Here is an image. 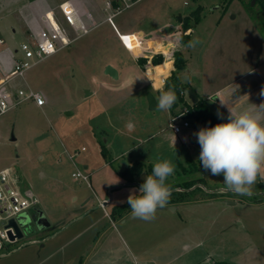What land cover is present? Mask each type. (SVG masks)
Segmentation results:
<instances>
[{"label":"rangeland","instance_id":"1","mask_svg":"<svg viewBox=\"0 0 264 264\" xmlns=\"http://www.w3.org/2000/svg\"><path fill=\"white\" fill-rule=\"evenodd\" d=\"M91 1L77 2L84 17L82 7ZM59 2L63 1L0 0V38L5 41L0 52L6 49L11 54L29 35L44 29L41 12ZM97 2L103 5L105 0ZM198 8L201 18L195 22L192 13ZM30 16L35 18L33 28L23 24ZM106 16V12L93 16L90 33L15 82L17 88L38 90L44 105L27 100L0 115V169L8 168L19 188L37 197V209L49 222L39 229L36 208L28 210L29 221L21 226L23 237L0 245V264H209L212 261L205 260L209 255L221 259L224 249L235 251L231 245L251 239L254 225L259 231L253 233L263 237L264 213L251 209L249 201L264 202V180L258 177L251 195L226 193L223 175L203 169L195 133L213 126L189 116L195 102L187 92L188 87L196 92L217 124L227 122L228 110L219 98L211 101L216 97L237 110L264 103V13L257 0L253 4L252 0H138L113 20L120 32L154 28L141 36L142 51L135 37L126 38L130 51L125 48ZM183 22L189 23V30ZM183 33L190 35L186 42L200 43L187 47ZM175 51L186 61L180 71L183 101L175 92L176 104L170 110H150L147 91L158 101L161 90H173V81L167 83L175 69ZM7 55L1 61L10 69L12 56ZM158 55L163 61L152 69L150 61ZM141 57L147 59L143 64ZM167 60L172 61L170 71ZM109 64L118 70V78L106 74ZM185 120L189 126L175 134L171 123L182 126ZM102 144L112 164L105 159ZM136 160L152 167L171 161L174 173L167 186L185 181L195 189L158 208L151 222L133 219L131 211L113 219L112 207L125 203L133 189L139 195L147 176L143 172L130 183L118 173ZM189 160L195 170L182 171L178 162L189 169ZM77 171L88 175V181L73 177ZM228 196L243 201L235 205L225 200ZM235 219L244 225L236 227Z\"/></svg>","mask_w":264,"mask_h":264},{"label":"clouds","instance_id":"2","mask_svg":"<svg viewBox=\"0 0 264 264\" xmlns=\"http://www.w3.org/2000/svg\"><path fill=\"white\" fill-rule=\"evenodd\" d=\"M200 41H189L187 47L195 48ZM261 95H264L262 90ZM220 105L228 110L227 122L201 128L197 136L201 151L199 161L205 171L213 176L223 175L225 191L251 195L258 177L264 180V103L252 104L237 110L220 97ZM177 100L174 90H161L156 108L168 111ZM238 100V99H237ZM217 115L223 118V114ZM176 137L174 135V145ZM174 173L171 161L156 162L139 188V195L131 190L127 203L133 219L151 222L158 208H164L170 199L171 189L166 181Z\"/></svg>","mask_w":264,"mask_h":264},{"label":"built area","instance_id":"3","mask_svg":"<svg viewBox=\"0 0 264 264\" xmlns=\"http://www.w3.org/2000/svg\"><path fill=\"white\" fill-rule=\"evenodd\" d=\"M116 1V2H115ZM138 0H105L103 11L107 13L105 21H108L118 34V37L125 48L130 51L126 38L135 37L143 50L145 41L134 33H122L114 23V17L134 5ZM61 17H56L52 12L45 13L42 20L46 27L37 34L29 35L20 46L15 49L12 65L7 69L1 61L0 52V115L6 113L19 104L32 100L37 106L45 103L43 95L32 87H15L18 79H23L26 73L36 64L45 58L63 50L71 45L81 36L92 31L95 25H90L92 15L88 13L84 17L80 9L71 0H65L60 5ZM136 35V36H135ZM4 40L0 39V48ZM140 51V52H141ZM162 77L161 84L164 83ZM188 121H183L182 126L178 123H171L173 132L180 133L182 127H188ZM73 177L88 181V175L80 171L74 172ZM16 178L11 177L8 168L0 170V245L12 244L21 238L13 222L17 224L21 214H28V210L38 207V199L33 193H26L19 188ZM21 227V226H20Z\"/></svg>","mask_w":264,"mask_h":264},{"label":"trees","instance_id":"4","mask_svg":"<svg viewBox=\"0 0 264 264\" xmlns=\"http://www.w3.org/2000/svg\"><path fill=\"white\" fill-rule=\"evenodd\" d=\"M241 1H243V0H241ZM247 1L249 3L251 2V0H247ZM257 2H258V5L260 6L261 11L264 13V0H257ZM200 12H201V9L198 8L192 13V17H194L195 22L200 21V18H201ZM183 27L185 30H189L191 26L189 25L188 22H183ZM189 37H190V35L188 33H183L181 35V40L184 41L185 43H188L186 41H187V38H189ZM146 61H147V59H145V58H142V57L139 58V62L142 64L145 63ZM162 61H163V56L158 55V56H155L154 58H152L150 63L155 66V65L162 63ZM167 61H169V60H167ZM185 66H186V61H185L182 53L180 51H175L174 52V67H175V69L172 71L170 79L168 80L167 84L170 85L171 80L173 81L172 89L178 95V98L180 99L179 100L180 103L183 101V98L180 95V92L183 90V86H184V84L182 83V81L180 79V71L183 70L185 68ZM189 116L192 117V119H194L196 122L198 121L199 123H206L209 126H214L217 124L216 117L211 113V111L207 108V106L204 104L203 100H201V99H199L197 102L194 103L193 111L189 114ZM101 146H102V153L105 156V159L107 160V162L112 164L113 158L108 153V150L106 149V147L103 144ZM189 164L191 165V167L189 169H187L185 165L178 162L180 169L184 172H187L188 170H189L188 172L195 170L194 162L189 160ZM143 172H145L147 175L151 174L152 165L149 163H144L141 160H136L133 163L127 165L123 170L118 171V173L129 182H134L138 178V176L141 175ZM192 186H193V184L187 183L185 181L178 183V185L168 186L171 189V196H170L168 204L171 205L175 201H177L178 199L181 200L182 199L181 196H183L187 192L195 189V188L190 189ZM176 187H181V189L183 188L186 190L185 191H182L181 189L176 190L175 189ZM174 196H179V197L174 199ZM130 211H131L130 206L128 205V203L126 201L123 204L114 205L112 207L110 215L112 216L113 219L122 218V216L124 214H126ZM197 264H202V263H197ZM210 264H231V263H229L227 261H212Z\"/></svg>","mask_w":264,"mask_h":264},{"label":"crops","instance_id":"5","mask_svg":"<svg viewBox=\"0 0 264 264\" xmlns=\"http://www.w3.org/2000/svg\"><path fill=\"white\" fill-rule=\"evenodd\" d=\"M62 1H65V0H62ZM71 1L74 2L77 7H79L77 4L78 0H71ZM60 3L61 2H59V4H56L55 6L45 8L44 11L41 12V14H40L41 15L40 19H42L44 17L45 13H47V12H52L56 17L60 18L61 17L60 6H59ZM103 7H104V4L102 5V4H99L97 2V0H92L90 6L89 7L83 6L82 10H85L87 12L86 15L88 13H90L92 15V18H93V16L98 17L100 12H104ZM34 20H35V18L33 17L31 19V16H30V17L24 19L23 24L26 25V27L29 26L30 28H33ZM168 23L169 22H167V24H164V25L167 26V25H169ZM9 26L11 27L12 23H10ZM152 29H154V28H151L148 30L141 29V30H137L135 32H122V33H134L140 37L141 36L145 37L149 34V31H152ZM12 30L15 31V28L12 27ZM118 30H119V28H118ZM0 39H2V38H0ZM4 43H5V41H4ZM15 49L16 48H14L12 51L14 52ZM13 52L10 54L9 52H6V49H2L1 56L3 58L4 54H8L7 56L11 55L12 56L11 58H13ZM169 61L171 62V66H170L168 71H170L172 69V61L171 60H169ZM158 65H160V64H158ZM154 67L155 66L152 65V69ZM158 84H160V83H158ZM201 89H202V87L198 86L197 91H201ZM175 134H178V133H175ZM2 169H4V168H2ZM130 183H132V182H130ZM133 184H136V183H133ZM228 192H232V191H226V193H228ZM226 199H230L231 200L230 203L235 204V205L239 204V202L242 200V198L235 197V196H228L225 198V200ZM260 200H261V198H260ZM249 202H251V205H250L251 209L264 213V202L263 201H259V202L254 203V204L252 203V201H249ZM234 225L236 227H242L244 224L240 219H235ZM263 226H264V223L262 224V233L264 234V227ZM260 230H261V228H260ZM250 231H252L249 234L251 239H246V243L243 242L242 240H239L236 245H231V246L236 247L235 251L232 250V248H230V249L228 248L227 250L224 249L225 254L221 256V259H215L214 256L209 255L207 258H205V260L208 259L211 261H227L231 264H264V236L261 238H257L259 234L256 236L254 233L258 232L259 230H258V227H256L255 225L253 226V228ZM232 252H233V254H232ZM216 257H220V256L216 255Z\"/></svg>","mask_w":264,"mask_h":264},{"label":"water","instance_id":"6","mask_svg":"<svg viewBox=\"0 0 264 264\" xmlns=\"http://www.w3.org/2000/svg\"><path fill=\"white\" fill-rule=\"evenodd\" d=\"M253 3H254V0H252V4ZM178 20L181 21V15H178ZM105 72H106V74H108L109 76H111L113 78H118V76H119L118 70L110 64L106 66ZM187 92H188V95L191 98L192 102H196L198 100V96L192 88L188 87ZM147 101H148L149 109L150 110L155 109L157 101H156V97L153 94V92L147 91ZM67 114H69V113H67ZM12 139H14V137ZM106 204H107V201H105L103 203V205H106ZM36 211H37V218L35 220V223H36L37 227L39 229H42V228L49 226L48 219L44 215L43 211L41 209H37V208H36ZM28 221H29V217L27 214L24 213V214L19 215V217H18L19 224H17L15 221L13 222V224L16 227L18 236L20 238L23 237V232H22L20 226L26 225L28 223Z\"/></svg>","mask_w":264,"mask_h":264},{"label":"bare ground","instance_id":"7","mask_svg":"<svg viewBox=\"0 0 264 264\" xmlns=\"http://www.w3.org/2000/svg\"><path fill=\"white\" fill-rule=\"evenodd\" d=\"M162 80V79H161Z\"/></svg>","mask_w":264,"mask_h":264}]
</instances>
